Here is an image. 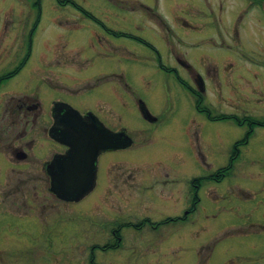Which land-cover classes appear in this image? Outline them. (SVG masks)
Instances as JSON below:
<instances>
[{"label": "rangeland", "instance_id": "rangeland-1", "mask_svg": "<svg viewBox=\"0 0 264 264\" xmlns=\"http://www.w3.org/2000/svg\"><path fill=\"white\" fill-rule=\"evenodd\" d=\"M74 1L99 18L104 15L100 7L106 5L130 11L141 10L138 6L145 5L152 9L153 23L168 26H173L178 16L187 27L174 28L182 40L172 41L169 47L204 77L203 96L207 107L215 113L238 117L264 115V0ZM38 2L40 17L33 7L35 0H0V75L19 64L30 44L28 61L20 72L0 86V116L8 102V92L15 90L17 93L28 88L27 84L32 86L34 70L50 68L40 62L45 54L56 50L58 44L59 48L62 46V42L53 37V31L66 25L67 12L72 8L68 4L57 9L59 3L54 0ZM123 18V29L138 34L133 27L142 25L138 21L143 18L138 13H124ZM35 20L38 25L30 36ZM144 37L159 51L163 67L176 69L178 76L194 88L189 73L171 58L172 54H168L166 43L152 38L149 33ZM68 44L66 42L65 49L61 50L68 51L70 45L77 43ZM124 50L125 56L119 58L124 79L145 100L149 111L154 114L163 111L166 122L173 121L176 127L181 122L185 125L188 118L197 124L187 127L188 136L175 137L172 130H159L170 134L171 139L167 140L156 130L148 129L144 131L145 137L137 133L145 122L140 119L136 105L129 101L131 108L125 109L124 122L127 132L134 136L135 144L125 151L124 164L127 167L164 165L165 158L174 154L169 143L176 144L177 139L182 141L177 150L184 153L188 161L187 175L179 178L188 181L197 175L201 157L212 162L211 168L224 166L231 145L242 138L246 127L235 126L228 120H209L203 114H197L191 97H187L186 102L174 99L173 94L163 96L161 86L173 88L179 83L158 69L155 52L131 39H124ZM110 58H95L86 70H113L118 63ZM257 61L263 66L256 64ZM234 167L237 170L232 176L224 177L209 189L213 191L212 196L204 187L198 206L190 214L183 231L158 234L151 229L133 232V229L123 228L115 249L106 244L113 242L109 229L126 217L122 214L132 218V214L149 211L159 219L169 213L171 206L166 204L163 214L155 215L160 210L152 211L153 206L145 208L144 202H134L132 198L136 194L132 192L123 201L114 193L107 200L96 188L83 201L71 206V209L74 207L72 214L62 211L54 225L51 218L42 221L2 214L0 264H264V128L255 129L248 143L241 146Z\"/></svg>", "mask_w": 264, "mask_h": 264}, {"label": "flooded vegetation", "instance_id": "flooded-vegetation-1", "mask_svg": "<svg viewBox=\"0 0 264 264\" xmlns=\"http://www.w3.org/2000/svg\"><path fill=\"white\" fill-rule=\"evenodd\" d=\"M54 1L59 3L57 9L68 4L72 9L67 12L69 18H65L66 25L57 27L53 31L55 33L53 37L62 42L61 48L65 47L66 42L69 43L68 46L72 43L77 44L70 45L68 51H62L58 44L56 50L46 53L40 61L43 66L53 68L35 69L31 74V80L34 81L32 86L27 84L28 88L24 91L16 93L13 90L7 94L8 102L0 116V215L8 213L34 217L42 221L51 218L54 225L62 211H66L63 212L64 214H72L74 209V207L71 209L72 205L83 201L89 193L99 188L98 194L104 195L107 200L110 194L114 193L123 201L124 197L128 198L129 192H132L136 194L131 197L134 202L139 204L144 202L145 208L153 206L152 211L160 210V213L155 215L163 214L161 212L166 204L172 208L165 217L159 219H155L151 211V215L148 211L132 214V218L128 214H122L126 216L122 217V222H116L109 229V236L113 238V242H108L106 247L117 248L121 238L119 233L123 228L133 229V232L151 229L158 234L168 231L175 233L178 229L183 231L190 214L198 206L200 193L204 187L206 186L205 189L212 196L213 191L209 189L215 187L224 177L232 176L234 170H237L234 165L241 153V146L248 143L255 129L264 128V115L248 116L247 114L238 117L229 114L234 118L219 119L231 121L235 126L246 127L242 138L231 145L227 163L221 167L211 168L212 162H207L201 157L197 175L188 181L183 177L179 178L180 175H187L188 161L184 153L177 150L182 145V141L175 137L188 136L190 131L187 127L197 124L194 119L188 118L189 121L184 117L188 120V124L183 125L181 122L176 127L173 121L166 122L162 116L163 111H160V114L149 111L145 100L137 91H133L130 82L125 81L122 61L119 58L125 56L124 39L134 40L152 49L158 59V69L164 74H170L179 83L173 88L169 85L161 86L160 92L164 94L163 96L173 94L174 99L180 98L186 102L187 97H191L197 114H203L207 118L195 106L197 97L202 96V105L207 107L203 96L204 77L169 47L172 41L182 40L175 34L174 28L187 27L184 21L182 22L177 16L173 26L153 23V18L150 16L152 9L145 5L138 6L142 8L141 10L131 11L118 10L114 5L101 6L102 10H99L104 15L101 14L99 18L98 15L87 10L86 6L78 5L74 0ZM33 7L37 9L40 17V4ZM57 9L53 11L55 14L58 13ZM124 13L130 15L138 13L140 18L149 20L138 21L142 22V25H134L133 29L139 31L138 34H134L125 31L121 26ZM33 23L32 29H36L38 21L35 20ZM146 33L166 43L169 48L168 54H172L171 58H174L187 74L189 73L195 84L194 88L178 76L176 69L163 67L160 53L152 47L149 39L144 37ZM95 58H110L111 61L115 59L118 65L113 70L111 68L92 72L86 70L91 64L90 61ZM27 61L28 57L23 64ZM23 64L20 68L17 64L13 69L5 72L8 79L0 83V86L20 72ZM262 83L264 84V81ZM129 101L136 105L140 119L145 122L144 126L138 128L137 133L144 134L145 130L153 129L168 140L171 139L170 134L159 130L173 131L172 135L175 136L177 143H169L173 147L170 150L174 151V154L169 159L165 158L164 165L127 167L124 164L127 159L125 151L135 144L134 136L127 132L128 128L125 127L124 122L125 109L129 111L131 108ZM209 109L214 115H228V113H215L211 108ZM147 111L152 116H149ZM51 129L54 132L51 133ZM122 132L132 138L131 145L127 148L120 145ZM67 134L71 136L70 146L65 143L69 140ZM109 135L112 138L109 139ZM144 136L146 137V134ZM104 142L116 147L102 149ZM83 146L86 149H81ZM69 149L76 157L72 158V162L68 165L64 162V156ZM171 162L176 164L172 165ZM228 163L232 164L231 170L228 175H222L221 178L219 171ZM77 167H80L81 171L87 167H94L93 189L78 202H67L56 197L50 188L52 178L56 179L63 171L76 170Z\"/></svg>", "mask_w": 264, "mask_h": 264}, {"label": "water", "instance_id": "water-1", "mask_svg": "<svg viewBox=\"0 0 264 264\" xmlns=\"http://www.w3.org/2000/svg\"><path fill=\"white\" fill-rule=\"evenodd\" d=\"M148 115L152 116L149 112ZM50 132L51 133L54 132L53 129H51ZM122 133H121L122 140L120 142L121 143L120 145L121 147L127 148L128 146L131 145L132 138L128 134L124 132ZM77 136L79 137V135ZM110 138H112L111 135H109V139ZM68 139L69 140L65 143L70 146L71 136L68 135ZM111 147L115 148L116 146L105 144V142L103 143V146H101L102 149H107ZM76 149H80V148H76ZM81 149H86V148L85 146H83ZM92 155H94V153H92ZM74 157H76L74 155V152H72L71 149H69V151L65 153L64 162L66 164L68 163L70 164L72 162L71 159ZM56 160L57 158L55 159V161ZM79 169L81 168L77 167L76 170H72V171L69 170L66 172L63 171L57 176L56 179L52 178V184L50 188L56 194V197L61 198L63 200H67V202L68 201L78 202V200L83 198L84 195L88 194L93 189L94 187L93 184L95 183L94 167L93 168L87 167L84 171H81Z\"/></svg>", "mask_w": 264, "mask_h": 264}, {"label": "trees", "instance_id": "trees-1", "mask_svg": "<svg viewBox=\"0 0 264 264\" xmlns=\"http://www.w3.org/2000/svg\"><path fill=\"white\" fill-rule=\"evenodd\" d=\"M38 4H39L38 0H35V3L33 5H38ZM33 30L34 29H32L30 31V33H32ZM27 43H29V42H27ZM29 50H30V44L28 45V51H26V54H25L26 56L22 59V61L19 62V68L24 63V61H26L27 57H29ZM16 69H18V67ZM7 79H8V76H6L5 74H1L0 75V83L4 82ZM202 102H203L202 96L197 97L195 106H196V108H199L200 111H202L207 118H210L212 120L234 118V117H232L230 115L228 116V115H225V114L214 115L209 108H207L205 105H202ZM231 165H232L231 163H228L227 166H225L224 168H221V170L219 171V173L221 175V178H222V175L223 176L228 175V173L231 170Z\"/></svg>", "mask_w": 264, "mask_h": 264}]
</instances>
